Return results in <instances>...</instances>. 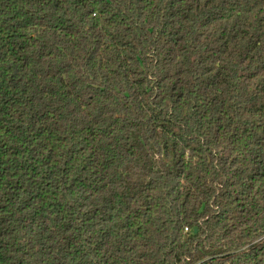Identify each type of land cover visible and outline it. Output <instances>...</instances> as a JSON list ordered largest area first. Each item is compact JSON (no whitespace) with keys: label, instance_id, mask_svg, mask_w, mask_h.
Instances as JSON below:
<instances>
[{"label":"trees","instance_id":"obj_1","mask_svg":"<svg viewBox=\"0 0 264 264\" xmlns=\"http://www.w3.org/2000/svg\"><path fill=\"white\" fill-rule=\"evenodd\" d=\"M0 264H264V0H0Z\"/></svg>","mask_w":264,"mask_h":264}]
</instances>
